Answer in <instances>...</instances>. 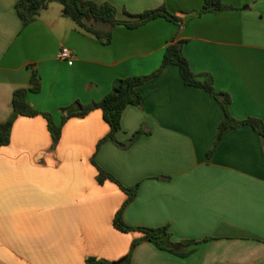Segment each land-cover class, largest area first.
Segmentation results:
<instances>
[{"label": "crops", "instance_id": "1", "mask_svg": "<svg viewBox=\"0 0 264 264\" xmlns=\"http://www.w3.org/2000/svg\"><path fill=\"white\" fill-rule=\"evenodd\" d=\"M18 0H0V123L12 94L41 80L27 103L61 123L62 110L86 106L112 92L116 81L148 75L166 47L182 42L196 75L210 74L231 97L237 120L264 122V0H221L234 10L200 14L203 0H91L138 14L164 6L182 20L162 18L128 29L117 25L107 45L77 28L51 3L26 27ZM62 47L73 56L59 60ZM140 107L128 106L115 140L100 111L67 119L53 146L43 117L15 120L0 148V264H85L115 261L141 234L121 233L112 220L126 195L98 184L95 164L122 186L138 185L123 211L130 227L167 226L174 242L192 240L179 257L139 243L131 264H264V138L249 126L226 133L211 157L223 113L204 90L184 85L176 66L138 88ZM66 114V112H65ZM138 130L132 145L122 147Z\"/></svg>", "mask_w": 264, "mask_h": 264}, {"label": "trees", "instance_id": "2", "mask_svg": "<svg viewBox=\"0 0 264 264\" xmlns=\"http://www.w3.org/2000/svg\"><path fill=\"white\" fill-rule=\"evenodd\" d=\"M51 3L60 4L62 7V15L70 18L77 28L95 37L102 44H109L112 39V29L117 25H123L128 29H136L148 22L162 18L177 26L182 25V20L177 16L169 13L164 6L145 10L138 14H130L123 11L126 19H118L117 9L110 3L104 2L98 4L91 0H18L15 4L16 13L23 27L28 26L36 20L40 12L47 8ZM234 10L233 7L221 2V0H203L200 14L213 13L218 11ZM176 66L184 85L204 90L208 93L220 106L223 118L219 123L212 149L207 153V157H211L222 137L241 126H249L260 137L264 138V122L257 118H246L243 120L235 119L230 113L231 97L226 92L216 91L213 86V77L210 74L196 75L192 72L189 63L182 53V42H172L169 44L163 55L160 66L151 74L142 76H132L119 80L120 85L113 86L112 92L103 97L100 101L93 102L86 106H80L81 111L71 115L65 114L66 110H62L61 123L56 124L52 116L32 108L26 101L28 93H38L41 89V80L38 72L33 69L29 81V87L16 89L12 94L11 107L12 112L8 119L0 123V148L10 143V135L15 120L19 117L33 118L41 116L45 119L47 130L51 137L53 146L60 139L62 126L64 122L71 117L83 118L93 111H100L102 119L108 126L106 137L100 140L98 146L105 140H115L116 133L121 129V116L124 109L128 106L140 107L142 96L138 90L147 81L159 76L167 66ZM144 131H136L130 139L123 144L122 147L132 145ZM92 164L97 169L96 181L103 184L106 181L117 185L126 195V199L122 207L116 212L112 225L114 229L121 233H129L136 231L141 237L133 240L128 253L115 261H107L90 257L85 264H131V256L134 248L141 242H149L156 248L167 251L179 257L190 255L194 249L190 246L196 245L197 242L192 240L174 242L167 226L158 228L130 227L123 221V211L136 197L138 185L132 188H126L110 173L98 167L94 161Z\"/></svg>", "mask_w": 264, "mask_h": 264}, {"label": "built area", "instance_id": "3", "mask_svg": "<svg viewBox=\"0 0 264 264\" xmlns=\"http://www.w3.org/2000/svg\"><path fill=\"white\" fill-rule=\"evenodd\" d=\"M73 56L72 51H70L68 48L66 47H62L57 55L59 60H66L69 59Z\"/></svg>", "mask_w": 264, "mask_h": 264}, {"label": "water", "instance_id": "4", "mask_svg": "<svg viewBox=\"0 0 264 264\" xmlns=\"http://www.w3.org/2000/svg\"><path fill=\"white\" fill-rule=\"evenodd\" d=\"M119 85H120V82L119 81L115 83V86H119ZM81 110L82 109H81V107L79 105H73V106H71V107H69L67 109L66 114L67 115H71V114H74V113H78Z\"/></svg>", "mask_w": 264, "mask_h": 264}, {"label": "rangeland", "instance_id": "5", "mask_svg": "<svg viewBox=\"0 0 264 264\" xmlns=\"http://www.w3.org/2000/svg\"><path fill=\"white\" fill-rule=\"evenodd\" d=\"M55 5H60V4H55ZM61 6V5H60Z\"/></svg>", "mask_w": 264, "mask_h": 264}]
</instances>
